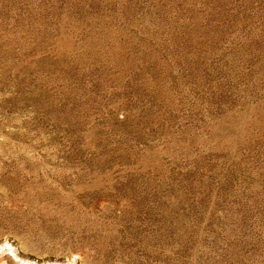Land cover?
<instances>
[{
    "label": "rangeland",
    "instance_id": "374dc122",
    "mask_svg": "<svg viewBox=\"0 0 264 264\" xmlns=\"http://www.w3.org/2000/svg\"><path fill=\"white\" fill-rule=\"evenodd\" d=\"M264 264V0H0V264Z\"/></svg>",
    "mask_w": 264,
    "mask_h": 264
},
{
    "label": "bare ground",
    "instance_id": "6f19581e",
    "mask_svg": "<svg viewBox=\"0 0 264 264\" xmlns=\"http://www.w3.org/2000/svg\"><path fill=\"white\" fill-rule=\"evenodd\" d=\"M54 264H56V263H54ZM60 264H62V263H60Z\"/></svg>",
    "mask_w": 264,
    "mask_h": 264
}]
</instances>
